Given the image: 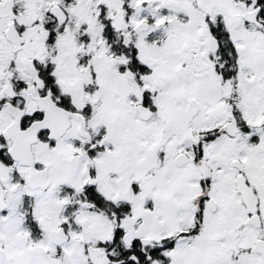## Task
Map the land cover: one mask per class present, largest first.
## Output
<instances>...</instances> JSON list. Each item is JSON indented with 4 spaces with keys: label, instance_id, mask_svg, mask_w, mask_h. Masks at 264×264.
Returning <instances> with one entry per match:
<instances>
[{
    "label": "snow or ice",
    "instance_id": "6c2138e0",
    "mask_svg": "<svg viewBox=\"0 0 264 264\" xmlns=\"http://www.w3.org/2000/svg\"><path fill=\"white\" fill-rule=\"evenodd\" d=\"M0 264H264V0H0Z\"/></svg>",
    "mask_w": 264,
    "mask_h": 264
}]
</instances>
